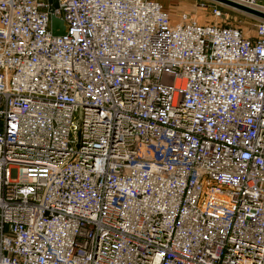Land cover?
Masks as SVG:
<instances>
[{
  "label": "built area",
  "instance_id": "built-area-1",
  "mask_svg": "<svg viewBox=\"0 0 264 264\" xmlns=\"http://www.w3.org/2000/svg\"><path fill=\"white\" fill-rule=\"evenodd\" d=\"M57 3L0 0V264H264V20Z\"/></svg>",
  "mask_w": 264,
  "mask_h": 264
},
{
  "label": "rangeland",
  "instance_id": "rangeland-1",
  "mask_svg": "<svg viewBox=\"0 0 264 264\" xmlns=\"http://www.w3.org/2000/svg\"><path fill=\"white\" fill-rule=\"evenodd\" d=\"M169 11L171 20L178 21L179 16L185 13L198 23H216L230 28H238L244 36L252 38L255 35L258 18L207 0H159ZM207 6L206 9L203 6ZM220 12V17L212 14V9Z\"/></svg>",
  "mask_w": 264,
  "mask_h": 264
},
{
  "label": "water",
  "instance_id": "water-1",
  "mask_svg": "<svg viewBox=\"0 0 264 264\" xmlns=\"http://www.w3.org/2000/svg\"><path fill=\"white\" fill-rule=\"evenodd\" d=\"M207 1H211L214 3L220 4V5H224L229 8L238 10L240 12L252 15L258 18L259 20H264V13L256 11L255 9L253 10V9L244 7L242 5H238L229 0H207ZM47 3L50 6V12H51V19H50L51 33L53 34L54 37L64 36L65 28H64L63 22L57 17H55L54 15V11L58 8L57 0H47Z\"/></svg>",
  "mask_w": 264,
  "mask_h": 264
},
{
  "label": "crops",
  "instance_id": "crops-1",
  "mask_svg": "<svg viewBox=\"0 0 264 264\" xmlns=\"http://www.w3.org/2000/svg\"><path fill=\"white\" fill-rule=\"evenodd\" d=\"M156 1L159 2L163 6L162 2H160L159 0H156ZM163 9L169 13V11L164 8V6H163Z\"/></svg>",
  "mask_w": 264,
  "mask_h": 264
}]
</instances>
